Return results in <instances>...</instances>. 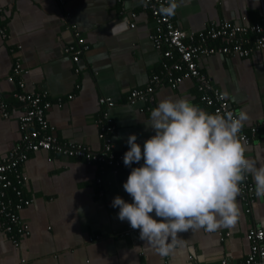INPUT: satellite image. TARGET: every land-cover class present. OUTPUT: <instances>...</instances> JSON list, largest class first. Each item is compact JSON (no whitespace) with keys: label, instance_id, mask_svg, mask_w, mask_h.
I'll return each instance as SVG.
<instances>
[{"label":"crops","instance_id":"1","mask_svg":"<svg viewBox=\"0 0 264 264\" xmlns=\"http://www.w3.org/2000/svg\"><path fill=\"white\" fill-rule=\"evenodd\" d=\"M67 17L89 45L79 62L64 52L74 39ZM173 19L185 30H201L213 20L264 23V0H180ZM129 21L135 26L130 27ZM154 25L144 0H0V29L6 33L0 32V92L9 103V116L0 112V158L21 140L22 110L13 96L21 90L19 79L25 91L50 98L47 118L59 140L83 143L96 151L102 147L97 124L100 96L116 102L110 112L118 150L129 148L127 140L133 133L139 144L155 135L147 122L165 98H187L214 114L200 100L193 78L176 88L159 86L152 102H127L131 89L146 87L151 75L161 70L163 56L150 38ZM16 61L28 71L15 75ZM199 64L229 102L248 113L246 126L264 119V53L246 57L215 53L202 57ZM10 75L16 80L10 81ZM244 145L246 157L264 162V133ZM20 168L26 176L23 194L31 203L19 214L30 233L16 246L0 221V264H20L21 258L29 264H214L225 258L236 264L250 251L248 229L264 230V197L247 205L237 196L239 216L234 225L214 232L179 233L184 246L162 257L140 238L139 229H129V222L118 218L119 208L112 206L117 195L132 202L123 188L128 170L114 173L97 161L46 150L31 154ZM10 196L8 191L6 197ZM150 215L161 219L154 212Z\"/></svg>","mask_w":264,"mask_h":264},{"label":"clouds","instance_id":"2","mask_svg":"<svg viewBox=\"0 0 264 264\" xmlns=\"http://www.w3.org/2000/svg\"><path fill=\"white\" fill-rule=\"evenodd\" d=\"M179 7L180 0H167L159 12L171 17ZM247 120L242 109L212 114L187 98L161 100L147 122L155 135L143 148L137 134L128 137L125 166L144 162L132 168L123 184L132 202L119 195L112 202L119 208L118 218L139 229L140 238L162 257L184 246L179 233L234 225L239 216L236 198L246 174L255 181L256 196L264 197V162L246 157L239 135ZM153 212L161 219L150 215Z\"/></svg>","mask_w":264,"mask_h":264},{"label":"built area","instance_id":"3","mask_svg":"<svg viewBox=\"0 0 264 264\" xmlns=\"http://www.w3.org/2000/svg\"><path fill=\"white\" fill-rule=\"evenodd\" d=\"M162 4L166 6L167 0H144V5L150 10L155 24L150 38L154 47L163 56L161 70L151 75L146 87L131 89L127 102L130 104L139 101L152 102L159 86L166 84L176 88L184 79L193 78L197 82L200 100L209 106L214 114L218 111L221 114L227 111L235 113L237 109L229 102L227 96L220 98L225 93L202 71L199 60L215 53L241 57L250 56L256 52L264 53V23L245 24L237 19L213 20L201 30H185L175 24L173 16L167 17L159 12ZM135 16L136 13L132 12L131 17L135 18ZM67 18L74 39L65 45L64 52L70 54L73 61L79 62L89 45L81 37L77 25L70 23L69 17ZM129 26L134 27L135 22L129 21ZM0 32L6 36L4 29H0ZM79 69L77 66L76 71ZM27 71L20 62H15V75ZM15 75H10L8 79L15 81ZM17 83L21 90L14 92L13 96L18 100L22 110L19 117L21 140L7 156L0 158L1 228L16 246L20 244L24 236L30 233L29 224L19 214L21 209L31 203V200L23 194L26 176L20 168L21 164L29 158L28 151L46 150L87 162L97 161L102 166L110 167L114 173L120 169H126L129 175L132 168L139 167L144 162L142 159L139 163L125 166L123 157L128 148L118 150L115 147L113 135L116 125L110 110L116 102L112 97L104 95L99 98L100 114L97 124L102 147L96 151L83 143L59 140L47 118V110L51 106L50 98L41 92L25 91L22 79L17 80ZM8 107V101L0 92V112L4 117L9 116ZM260 133H264V119L248 126L244 124L239 135L243 144H249ZM141 146L143 148V144ZM98 181L101 180L98 179ZM8 191L14 197H6ZM238 196L247 205L257 198L255 184L249 174H246L245 179L240 183ZM250 210L251 208L248 207L247 211ZM128 227L133 229L130 224ZM247 237L250 241V251L236 264H264V230L251 226ZM20 264H29V262L26 258H21ZM214 264L231 263L225 258Z\"/></svg>","mask_w":264,"mask_h":264},{"label":"trees","instance_id":"4","mask_svg":"<svg viewBox=\"0 0 264 264\" xmlns=\"http://www.w3.org/2000/svg\"><path fill=\"white\" fill-rule=\"evenodd\" d=\"M200 98V97H199ZM39 151H43V150H38V151H28V156L30 157L31 154L39 152ZM29 159V158H28ZM11 195L13 196V194L11 193ZM14 197V196H13Z\"/></svg>","mask_w":264,"mask_h":264},{"label":"bare ground","instance_id":"5","mask_svg":"<svg viewBox=\"0 0 264 264\" xmlns=\"http://www.w3.org/2000/svg\"><path fill=\"white\" fill-rule=\"evenodd\" d=\"M11 193V192H10ZM9 196V195H8Z\"/></svg>","mask_w":264,"mask_h":264}]
</instances>
